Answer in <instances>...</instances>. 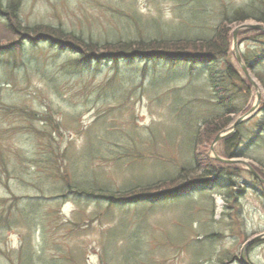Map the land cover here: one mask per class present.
Returning a JSON list of instances; mask_svg holds the SVG:
<instances>
[{"label":"rangeland","instance_id":"374dc122","mask_svg":"<svg viewBox=\"0 0 264 264\" xmlns=\"http://www.w3.org/2000/svg\"><path fill=\"white\" fill-rule=\"evenodd\" d=\"M260 1L24 0L19 15L25 24L60 27L94 41L200 37L213 33L222 4L231 14ZM237 44L246 55L264 50L252 40L241 44L237 38ZM233 52L232 45L236 63ZM75 58L49 43L26 42L14 55L0 51V264H22L29 252V264H239L246 242L264 234V185L244 164L230 165L237 175L209 189L130 207L70 196L59 180L61 168L68 178L76 170V179L95 175L105 188L120 191L173 177L191 164L198 126L220 113L203 69L164 84L157 81L160 73L184 68L135 62L122 64L119 72L108 63L79 70L71 66ZM145 65L149 72L142 78ZM254 72L258 89L252 87L247 100H235L242 112L234 120L255 106L259 93V106L240 123L245 156L239 160L264 172V132L250 143L255 124L264 119L258 81L264 80V62ZM55 124L60 131L50 145ZM231 126L224 134L237 132ZM129 135L135 138L131 155L85 154L90 144L99 149ZM58 151L67 152V160L45 164ZM200 152L213 158L211 146ZM246 258L264 264V240L250 245Z\"/></svg>","mask_w":264,"mask_h":264},{"label":"trees","instance_id":"16d2710c","mask_svg":"<svg viewBox=\"0 0 264 264\" xmlns=\"http://www.w3.org/2000/svg\"><path fill=\"white\" fill-rule=\"evenodd\" d=\"M186 1L188 0H177L178 3ZM197 1L206 4L208 1L220 0ZM23 3L24 0H0V20L2 23V29L0 30V51H7L14 55L16 51L23 50L26 42L31 43L35 47L42 43H49L60 51L73 53L76 58L71 62V66L79 70L90 68L93 64L101 66L104 63H108L113 65L115 72H119L122 64H133L135 62H142L144 64L168 63L172 68H184L181 72L185 76L179 71H175L174 73L166 72L164 75L160 73V77L162 78L157 81L164 84L173 82L179 77L190 79L197 69H203V74L207 78V84L213 92L214 102L212 105L220 111V113L205 119L198 126L199 129L195 134V149L193 150L191 164H185L184 167L180 166L181 168L175 176L163 178L148 185L112 191L105 188L103 182L95 177V175H92L89 179L80 180L76 179L78 173L75 170L73 174L75 179L72 177L68 178L67 174L64 175L65 172L61 168L62 174L59 180L61 183H64H62V189L67 191L70 196L94 200L97 203L108 205L110 208L116 206L130 207L140 204L153 205L209 189L218 185L222 177L233 179V176L237 175V170L233 166L222 164L214 159H208L200 151L211 146L215 138L233 124L235 116L239 112H242L234 105L235 100L238 98L247 100L248 96H250L252 87L249 81L242 76L237 64L231 58L228 59L232 47V26H239L247 21H254L257 24L264 25V0L260 1V4L257 6L251 5L246 7V9H239L231 14L224 12V4H222L221 20L214 27L213 33L208 36L151 39L120 38L105 41L85 39L72 32H67L63 28L46 24H25L19 15ZM203 5L198 6L203 8ZM132 18L137 20V15ZM239 38L241 44L247 40L264 44V33L260 31H240L238 33ZM241 57L247 68L255 76V69L264 62V50L259 54L254 53L252 55L241 53ZM148 72V66L145 65L142 70V78L146 77ZM258 81L264 89V80L258 79ZM249 108L243 112L248 111ZM260 110L264 115V100ZM29 117L33 119L38 118L36 114H29ZM244 126L245 124H240L236 129V133L223 138L218 143L222 147V152H217L220 157L235 159L245 156L243 150V146H245L244 135L241 131ZM255 128L257 131L254 132L253 140H250V143H254V139L260 137L264 132V119L257 122ZM54 130V132H49L47 136L50 145L53 144V135L57 131H60L58 124H55ZM133 135L138 134L134 132ZM133 135L132 138L129 135L128 138L122 140L123 142L108 145L105 143L104 149L99 144V149L95 148V144H90L87 146L89 147V151L85 154L96 158L99 153H101L102 157L104 154L112 157L116 152L131 155L135 151L133 147V139L135 138ZM146 146H150V141ZM83 152L85 151L83 150ZM65 153L67 152L63 151V154H61L58 151L59 157L54 161L53 158L49 157V161H45V164L53 162L54 166L58 165L56 163L61 160L64 162L67 160ZM69 153L71 155V151H68ZM67 167L68 170L69 166ZM226 170H228L227 173L224 172ZM256 172L264 179V172L260 168H256ZM22 217L24 216L22 215ZM0 226H3L2 222H0ZM0 253L2 254L1 251ZM21 260L23 261L22 264H29L33 260L32 253L23 254ZM236 260L237 258L233 256L231 262ZM12 264L17 263L13 262Z\"/></svg>","mask_w":264,"mask_h":264},{"label":"water","instance_id":"95a60500","mask_svg":"<svg viewBox=\"0 0 264 264\" xmlns=\"http://www.w3.org/2000/svg\"><path fill=\"white\" fill-rule=\"evenodd\" d=\"M244 30H255V31H260L262 33H264V25L261 24H257L255 23L254 25H246V24H242L240 25L238 28H236L233 31V46H234V57L235 60L237 62V64L239 65L241 71L243 72L244 76L247 78V80L250 82V84L252 85L253 88L258 89V86L256 85V83L254 82L250 70L246 67L240 51L238 49V44H237V36L238 33L240 31H244ZM261 102V96L259 93H257V101L255 103V106H253L249 112H247L246 115L236 119V121L234 122V124L232 125L231 129L232 131H235V128L238 124H240L241 122H243L245 119H247L256 109V107L259 105V103ZM226 131H224L223 133L219 134L214 142L211 145V152L213 154V158L221 163H225V164H229V165H238V164H244L248 170L251 172V174L254 176V178H256L259 182H261L262 184H264V179L254 170V168H252L248 163L242 161V160H227V159H223L221 157H219L217 155V153L215 152V146L217 145V143L224 137L230 135L229 134H224ZM264 240V234L256 236L252 239H250L249 241H247V243L243 246L242 250H241V255H240V262L241 264H249L246 258V251L248 249V247L250 245H252L253 243L259 242Z\"/></svg>","mask_w":264,"mask_h":264},{"label":"bare ground","instance_id":"6f19581e","mask_svg":"<svg viewBox=\"0 0 264 264\" xmlns=\"http://www.w3.org/2000/svg\"><path fill=\"white\" fill-rule=\"evenodd\" d=\"M253 80H254V79H253ZM254 82H255L256 85L258 86V83H257L255 80H254ZM227 129H228V128H227ZM227 129H225L224 131H226ZM224 131H223V132H224ZM223 132H222V133H223ZM232 134H234V133H232Z\"/></svg>","mask_w":264,"mask_h":264}]
</instances>
